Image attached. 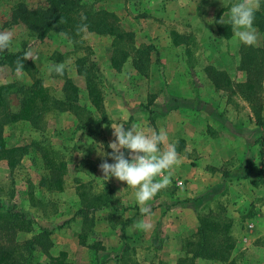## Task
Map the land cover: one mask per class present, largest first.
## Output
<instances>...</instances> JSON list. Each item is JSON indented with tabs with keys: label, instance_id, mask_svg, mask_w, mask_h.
<instances>
[{
	"label": "rangeland",
	"instance_id": "rangeland-1",
	"mask_svg": "<svg viewBox=\"0 0 264 264\" xmlns=\"http://www.w3.org/2000/svg\"><path fill=\"white\" fill-rule=\"evenodd\" d=\"M234 2L83 0L75 9L77 15L106 14L108 24L132 35L131 46H152L145 78L134 69L132 59L119 72L111 68L114 40L108 35L82 30L71 38L51 32L39 40L11 21L18 6L42 8L46 0H0V31L12 33L10 47L0 54L25 50L32 56L23 74L12 65L0 67V86H12L4 97L8 112L19 111L22 98L35 82L47 88L54 100L67 102L64 111L47 113L37 125L0 122L7 148H28L14 167L0 162V203L32 222L30 233H15L3 244L9 250L17 245L18 264H49L50 256L62 252L73 264H178L181 260H185L182 264H222L196 253L197 217L208 212L233 221L236 244L226 264H264V148L260 146L264 110L263 125L258 126L237 87L234 94L217 90L204 72L210 66L226 72L234 84L245 85L241 48L249 49L257 65L264 63L260 58L264 56V0L257 11L261 18L254 21L258 36L254 46L239 42L233 31L228 41L218 32L224 25L217 21L224 19ZM172 32L179 35L176 47ZM78 59L94 67L98 75L107 118L100 126L90 124L99 115L87 97L91 74H78ZM58 63L65 64L62 76L48 72L50 65ZM176 63L178 69L167 67ZM261 78L264 96V74ZM69 86L78 94L73 105ZM249 88L246 84L242 90ZM164 97L171 103H164ZM132 104L141 116L134 118ZM118 124L135 125L137 130L163 129L169 141L177 143L180 163L172 169L170 186L148 202L151 215L140 212L133 188L114 177L102 178L98 168L105 159L112 163L104 153L111 152L107 147L114 139L111 127ZM242 140L244 144L239 145ZM39 147L66 163L63 192L40 185L47 170ZM233 170L236 175H231ZM93 197H98V203L109 199L110 204L93 211L98 206ZM138 221L150 223L151 228H134ZM30 242L31 249L25 246Z\"/></svg>",
	"mask_w": 264,
	"mask_h": 264
},
{
	"label": "trees",
	"instance_id": "trees-1",
	"mask_svg": "<svg viewBox=\"0 0 264 264\" xmlns=\"http://www.w3.org/2000/svg\"><path fill=\"white\" fill-rule=\"evenodd\" d=\"M82 1L46 0V4L42 8H27L25 5H20L13 10L11 21L15 25H23L27 30L34 33L39 40H43L51 32L64 33L71 38H75L81 34V26L86 24V30L108 35L114 40L112 43V57L110 59V66L114 71H121L123 65L129 59H132L134 69L140 75L147 78L151 62L150 56L154 51L152 46H141L138 48L131 46L133 44L132 35L119 31V29L117 30L114 26L108 24L105 20L106 14H96L94 18L88 14H84L83 17H86V19L82 20L75 10ZM260 18V14L256 12L254 21H258ZM232 31V26L227 24L219 26L218 29V32L226 41L232 38ZM171 36L173 38V45L175 47L178 46L179 35L172 32ZM126 46L128 50L125 49ZM240 51V70L245 72L247 76L246 84L250 86L247 92L242 90L246 84H234L224 71L208 66L204 68V72L212 86L217 90L234 94V88L237 87L238 93L250 104L256 124L262 126L261 113L264 110V96L261 95V77L264 74V63L257 65L256 61L251 59L252 56L248 48H241ZM245 51H248V54ZM25 54V50L16 53L0 54V67L12 65L16 68L15 62ZM186 54L190 55L189 51H186ZM262 55L264 54L262 53ZM260 58L263 59V62L264 56ZM25 62L26 60L23 62V71L27 72L28 68ZM80 62H82L80 59L76 62L78 74L80 76H83L85 73L89 74V72L91 74V77L87 80V97L91 107L99 115V118L91 120L90 124L100 126L107 122V118L103 105L104 96L97 83L99 81L98 75L94 67L90 65L86 66ZM82 67L87 68L86 72L81 70ZM253 83L256 85L252 86ZM10 88H12L11 85L0 86V122H4L5 124L31 123L37 125L47 113L53 110L62 112L67 108V102L54 100L47 88L41 83L35 82L22 98L19 111L10 114L4 100L5 94ZM69 90L73 94V100H71L73 105L77 103V90L70 86ZM253 99H256V101ZM260 146L264 148V139L260 141ZM27 149L26 147L7 148L2 138V123H0V162L6 161L10 167H14L27 152ZM38 150L41 154L44 167L47 170L46 176L40 185L49 191L63 192V177L67 170L66 163L60 157L55 156L43 147H39ZM97 199L98 197H93V200L96 202ZM96 204L98 206L93 211L107 208L110 200L106 199V201L102 203L97 202ZM252 217L253 214H250L249 218ZM197 218L199 223L197 229L199 240L196 244V253L198 257L213 263H230L229 261L236 244L235 238L232 236L233 221L225 216L222 217L220 213L212 215L211 212L206 213L205 216H201L200 214ZM31 231L32 222L30 219H27L21 213L5 210L3 204L0 203V264H18V259H16L17 245L9 250L3 244L8 240L10 242L15 233H30ZM49 235H51V232L47 231V236ZM122 240H125L124 236H122ZM31 244L32 242L25 243V246L31 249ZM65 256L63 252L57 257L50 256L48 258L49 264H73L66 261ZM184 262L185 260H181L178 264Z\"/></svg>",
	"mask_w": 264,
	"mask_h": 264
},
{
	"label": "clouds",
	"instance_id": "clouds-1",
	"mask_svg": "<svg viewBox=\"0 0 264 264\" xmlns=\"http://www.w3.org/2000/svg\"><path fill=\"white\" fill-rule=\"evenodd\" d=\"M261 0H235L228 12L224 13V19L217 23L231 25L235 38L244 45L254 46L257 43V30L254 27L255 13L260 10ZM84 20L86 17L81 16ZM87 25L80 30H86ZM12 43V33L0 31V52L6 51ZM32 59L30 54H25L18 59L15 71L23 74L24 61ZM65 64H52L48 67L49 73L63 75ZM112 128L114 139L107 147L111 149L107 159L103 160L98 168L102 178L108 180L114 177L120 182L133 188L134 198L140 206V212L151 215V207L148 202L155 198L158 192L170 186L172 181V169L180 163L177 143L169 141L166 131H157L152 128L137 130L135 125L125 128L118 124ZM165 145V147H161ZM140 230L151 228L150 223L138 221L133 225Z\"/></svg>",
	"mask_w": 264,
	"mask_h": 264
},
{
	"label": "crops",
	"instance_id": "crops-1",
	"mask_svg": "<svg viewBox=\"0 0 264 264\" xmlns=\"http://www.w3.org/2000/svg\"><path fill=\"white\" fill-rule=\"evenodd\" d=\"M173 67V66H175L176 68L179 66L178 65V63H176V64H173V65H168L167 67ZM178 69V68H177ZM165 99H163L162 98V100H163V102L164 103H171V101H170V99H166V97H164ZM159 100V99H158ZM133 107V108H132ZM169 107H166V109H168ZM139 110V109H138ZM138 110H136V106H135V104H132V106H130V111L131 112H133V116H134V118H135V116H141V111H138ZM181 111V110H180ZM179 111V112H180ZM181 114V113H180ZM221 123V122H220ZM221 124H223V123H221ZM225 128V130H229L228 128H226V127H224ZM193 141H198V138H195V139H193ZM244 143H243V140L241 141V142H239V145H243ZM233 156H230V157H228V158H226L224 161L226 162V161H230V159L232 158ZM237 173H236V171L235 170H233L232 171V173H231V175H236ZM159 211L161 210V207L158 209ZM162 216V215H161Z\"/></svg>",
	"mask_w": 264,
	"mask_h": 264
},
{
	"label": "built area",
	"instance_id": "built-area-1",
	"mask_svg": "<svg viewBox=\"0 0 264 264\" xmlns=\"http://www.w3.org/2000/svg\"><path fill=\"white\" fill-rule=\"evenodd\" d=\"M177 186H178V187L182 186V182H178V183H177Z\"/></svg>",
	"mask_w": 264,
	"mask_h": 264
}]
</instances>
